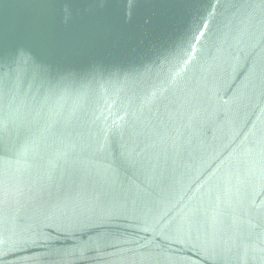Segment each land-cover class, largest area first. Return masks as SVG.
I'll return each instance as SVG.
<instances>
[{
    "label": "water",
    "instance_id": "95a60500",
    "mask_svg": "<svg viewBox=\"0 0 264 264\" xmlns=\"http://www.w3.org/2000/svg\"><path fill=\"white\" fill-rule=\"evenodd\" d=\"M0 264H264V0H0Z\"/></svg>",
    "mask_w": 264,
    "mask_h": 264
}]
</instances>
